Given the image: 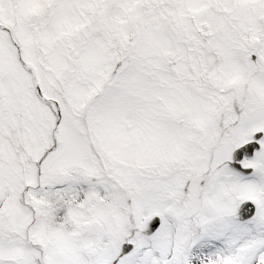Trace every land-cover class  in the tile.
Here are the masks:
<instances>
[{"label":"snow or ice","instance_id":"obj_1","mask_svg":"<svg viewBox=\"0 0 264 264\" xmlns=\"http://www.w3.org/2000/svg\"><path fill=\"white\" fill-rule=\"evenodd\" d=\"M0 264H264V0H0Z\"/></svg>","mask_w":264,"mask_h":264}]
</instances>
